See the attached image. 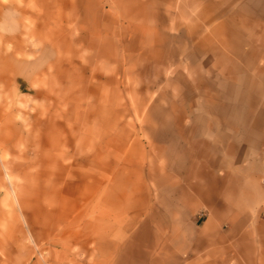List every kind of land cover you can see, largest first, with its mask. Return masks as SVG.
Here are the masks:
<instances>
[{
    "label": "rangeland",
    "instance_id": "374dc122",
    "mask_svg": "<svg viewBox=\"0 0 264 264\" xmlns=\"http://www.w3.org/2000/svg\"><path fill=\"white\" fill-rule=\"evenodd\" d=\"M162 2L172 0H117L116 9L105 0L98 12L86 0H0V264H94L93 231L109 225L95 216L104 209L100 180L108 179L99 159L109 141L117 143L118 161L134 140L154 154L170 139L158 126L167 114L219 119L190 129L174 123L175 141L194 143L188 159L202 160L209 149L196 140L205 124L220 141L232 136L227 149L234 160L242 146L264 158V90L221 94V75L206 81L204 68L212 64L195 57L187 64L200 71L196 83L174 73L173 27L139 23L157 20ZM238 95L245 104H220ZM196 97L208 104L193 107ZM126 173L131 188L123 185ZM140 173L116 171L118 210L130 198L134 209L141 206ZM148 195L156 203L157 186L150 183ZM139 220L112 219L117 241Z\"/></svg>",
    "mask_w": 264,
    "mask_h": 264
},
{
    "label": "crops",
    "instance_id": "0c3cea01",
    "mask_svg": "<svg viewBox=\"0 0 264 264\" xmlns=\"http://www.w3.org/2000/svg\"><path fill=\"white\" fill-rule=\"evenodd\" d=\"M86 1L98 12L105 2ZM111 3L116 9L117 0ZM156 9L157 20L147 17L139 23L173 27V57L178 59L174 73L187 74L190 83H196L200 71L187 64V59L195 57L212 64L204 68L206 81L221 75L215 88L221 94L230 89L237 93L264 90V0H172ZM195 89L202 90L198 85ZM205 100L196 97L189 104L207 105ZM220 104L245 103L238 95L223 97ZM158 121L170 139L158 142L154 154L142 141L134 140L118 161L117 143L109 141L112 148L99 159L96 167L108 179L100 180L104 209L95 216L108 218L109 225L93 231L99 252L94 264H264V158L254 159L242 146L240 157L234 160L227 149L235 142L232 136L226 134L229 140L220 141L210 124H205L196 140L209 149L202 160L188 159L186 151L194 143L175 141L171 135L176 132L174 123L182 121L184 129H190L196 122L212 123L218 117L194 112L182 118L167 114ZM134 144L140 152L133 153ZM169 147L172 151L168 153ZM118 169L141 171L138 183L144 196L138 208H133L130 198L117 209ZM150 183L157 186L156 203L148 195ZM132 184V176L124 174L123 185L131 188ZM118 216L140 219L124 241H117L112 224ZM130 228L124 227L126 234Z\"/></svg>",
    "mask_w": 264,
    "mask_h": 264
}]
</instances>
